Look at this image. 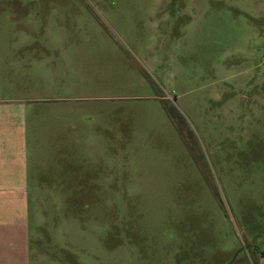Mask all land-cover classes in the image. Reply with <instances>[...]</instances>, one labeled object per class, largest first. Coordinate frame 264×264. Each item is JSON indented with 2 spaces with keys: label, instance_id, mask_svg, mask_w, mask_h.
Wrapping results in <instances>:
<instances>
[{
  "label": "rangeland",
  "instance_id": "374dc122",
  "mask_svg": "<svg viewBox=\"0 0 264 264\" xmlns=\"http://www.w3.org/2000/svg\"><path fill=\"white\" fill-rule=\"evenodd\" d=\"M0 132V264H264V0H0Z\"/></svg>",
  "mask_w": 264,
  "mask_h": 264
},
{
  "label": "crops",
  "instance_id": "0c3cea01",
  "mask_svg": "<svg viewBox=\"0 0 264 264\" xmlns=\"http://www.w3.org/2000/svg\"><path fill=\"white\" fill-rule=\"evenodd\" d=\"M5 140L8 142L0 143V228L13 232L15 204L22 200L24 205L28 199L29 178L27 165H16L15 144L9 138Z\"/></svg>",
  "mask_w": 264,
  "mask_h": 264
},
{
  "label": "trees",
  "instance_id": "16d2710c",
  "mask_svg": "<svg viewBox=\"0 0 264 264\" xmlns=\"http://www.w3.org/2000/svg\"><path fill=\"white\" fill-rule=\"evenodd\" d=\"M261 254L264 256V251H262Z\"/></svg>",
  "mask_w": 264,
  "mask_h": 264
}]
</instances>
